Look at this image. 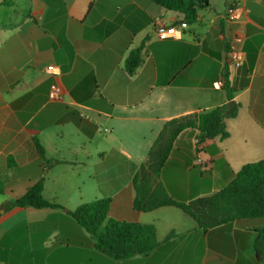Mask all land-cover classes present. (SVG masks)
Listing matches in <instances>:
<instances>
[{"label": "crops", "instance_id": "obj_1", "mask_svg": "<svg viewBox=\"0 0 264 264\" xmlns=\"http://www.w3.org/2000/svg\"><path fill=\"white\" fill-rule=\"evenodd\" d=\"M182 20L152 0H0V264H264V221L203 231L174 206L133 209L131 180L171 119L239 105L227 137L197 143L194 126L175 138L159 178L177 200L212 194L264 157V0H209ZM170 26L176 36H158ZM38 181L64 209H4ZM103 197L107 218L153 224L158 245L125 259L97 249L67 209Z\"/></svg>", "mask_w": 264, "mask_h": 264}, {"label": "trees", "instance_id": "obj_2", "mask_svg": "<svg viewBox=\"0 0 264 264\" xmlns=\"http://www.w3.org/2000/svg\"><path fill=\"white\" fill-rule=\"evenodd\" d=\"M152 1L166 9L183 13L184 20L190 21L196 18L197 10L206 6L209 0ZM2 2L9 4L10 0ZM142 47L143 43L131 49L124 60L125 70L129 74H133L142 62ZM238 107L237 103L231 101L207 112L166 121L131 180L135 191L133 209L146 212L163 206H174L195 220L203 231L234 220L264 221V157L244 164L234 178L218 191L189 201L173 198L159 178L173 142L183 129L197 127V143L214 137L225 138L228 136L225 118L234 116ZM35 146L39 156L45 160L44 148L37 139ZM111 203L110 197L97 198L81 203L74 209H67V212L90 234L97 249L115 259L145 255L153 250L159 243L155 226L151 223L107 218ZM14 206L64 209L60 203L43 196L42 181L28 187L23 195L3 205L4 209ZM169 236L170 234L167 237ZM261 240L262 234L258 233V254Z\"/></svg>", "mask_w": 264, "mask_h": 264}, {"label": "built area", "instance_id": "obj_3", "mask_svg": "<svg viewBox=\"0 0 264 264\" xmlns=\"http://www.w3.org/2000/svg\"><path fill=\"white\" fill-rule=\"evenodd\" d=\"M239 14H240V7L236 4H233L231 6L228 7L227 9V17L230 18V19H237L239 17ZM187 26V23L182 20L180 23H179V27L180 28H185ZM179 32V29L176 27V26H170V27H167L165 30L163 31H159L157 34L159 37L161 38H165V37H173V36H176V34ZM228 60H229V63L231 65H234V66H237L239 65L242 61H243V54L241 51L237 50V49H232L230 52H229V56H228ZM47 69L52 71L54 69V66L53 65H49L47 66ZM226 72V69L224 71V74ZM223 78H224V75H222L221 79L218 80L215 85H221L223 83ZM54 97H57L53 95Z\"/></svg>", "mask_w": 264, "mask_h": 264}]
</instances>
